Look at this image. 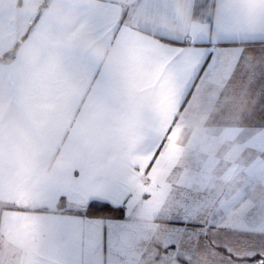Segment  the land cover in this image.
Instances as JSON below:
<instances>
[{"label":"snow or ice","instance_id":"6c2138e0","mask_svg":"<svg viewBox=\"0 0 264 264\" xmlns=\"http://www.w3.org/2000/svg\"><path fill=\"white\" fill-rule=\"evenodd\" d=\"M185 2L186 18L177 0H62L162 104L138 97L134 131L67 183L37 178L0 201V240L50 236L71 246V264H264V0ZM50 18L37 15L30 37ZM54 47L87 89L110 93L92 53ZM26 71L38 69L0 63V96L18 95ZM228 88L245 107L225 103Z\"/></svg>","mask_w":264,"mask_h":264},{"label":"crops","instance_id":"0c3cea01","mask_svg":"<svg viewBox=\"0 0 264 264\" xmlns=\"http://www.w3.org/2000/svg\"><path fill=\"white\" fill-rule=\"evenodd\" d=\"M177 3L186 18L185 0ZM30 4L27 10L24 0H0V63L20 57L38 69L22 74L18 95L0 96V201L37 178L48 186L67 183L93 153L115 150L122 134L134 131L138 97L162 104L159 86L154 81L143 83L140 72L81 27L76 13L62 0ZM45 13L52 18L30 37L33 20ZM16 42L13 57H7ZM59 43L88 50L111 73L107 96L86 88L77 67L54 47ZM69 96L74 101L65 107L61 101ZM224 101L237 109L245 107L243 96L231 88L226 89ZM72 256L70 245L54 243L47 235L35 245L0 240V264H71Z\"/></svg>","mask_w":264,"mask_h":264},{"label":"rangeland","instance_id":"374dc122","mask_svg":"<svg viewBox=\"0 0 264 264\" xmlns=\"http://www.w3.org/2000/svg\"><path fill=\"white\" fill-rule=\"evenodd\" d=\"M24 1H25V3L27 4V10H30V9H31V5H32V4H30V3H31V0H24ZM32 1H33V0H32ZM206 260H207L208 262L214 261V262L216 263V261L211 257L210 254L207 255Z\"/></svg>","mask_w":264,"mask_h":264},{"label":"trees","instance_id":"16d2710c","mask_svg":"<svg viewBox=\"0 0 264 264\" xmlns=\"http://www.w3.org/2000/svg\"><path fill=\"white\" fill-rule=\"evenodd\" d=\"M17 46H18V42H16V43L13 45L12 49L7 53L6 56H7V57H13V55H14V53H15V51H16Z\"/></svg>","mask_w":264,"mask_h":264}]
</instances>
